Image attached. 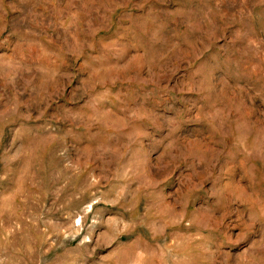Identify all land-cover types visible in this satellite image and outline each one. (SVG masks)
Listing matches in <instances>:
<instances>
[{
	"label": "rangeland",
	"instance_id": "obj_1",
	"mask_svg": "<svg viewBox=\"0 0 264 264\" xmlns=\"http://www.w3.org/2000/svg\"><path fill=\"white\" fill-rule=\"evenodd\" d=\"M0 264H264V0H0Z\"/></svg>",
	"mask_w": 264,
	"mask_h": 264
}]
</instances>
